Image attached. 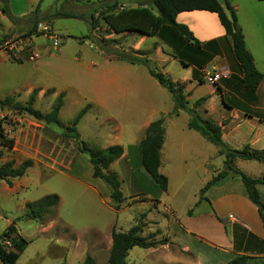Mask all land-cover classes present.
<instances>
[{
  "label": "crops",
  "instance_id": "0c3cea01",
  "mask_svg": "<svg viewBox=\"0 0 264 264\" xmlns=\"http://www.w3.org/2000/svg\"><path fill=\"white\" fill-rule=\"evenodd\" d=\"M218 1L223 5V0ZM225 1L235 11L236 18L239 15L240 5L244 1L249 6H254L250 0ZM255 2L262 3L256 0ZM9 13L12 18L8 19L9 24L6 23L5 16L0 18V28L7 33L0 37V43L8 49L13 48V45L33 29L29 18L32 14L13 13L11 10ZM175 21L187 27L199 42L198 49L205 55L201 56L202 59L207 60L205 62L211 59L206 67L215 65L220 60L227 66L230 77L217 85L218 87H212L200 80L197 66L189 64L186 67L188 76L175 79L173 82L183 85L189 104L200 98H207L199 111L204 118L221 126L222 141L229 148L238 150L248 144L252 149L264 150V74L258 69L254 56V51H259L262 45L261 31L241 30L246 50L252 56L256 70L263 75L257 90L250 93L242 84V71L233 55L231 39L224 33L215 14L204 11L183 12L176 16ZM237 24L240 27L238 18ZM50 27L52 28V25ZM52 30L56 35H60V31H54L53 28ZM19 36L20 38L16 39ZM28 37L39 55L32 62L33 68L44 70L46 64L44 59L41 60L42 54H48L50 51L47 46L44 50L39 48L38 40H46L35 31ZM153 39L160 43L156 53L160 54L158 58L162 61L161 64L166 65L171 60H176L173 55L163 52L165 48L170 52L173 51L168 40L164 41L160 35ZM63 47L65 46L62 45V50L57 55L64 58L58 65V69L60 72L64 70L75 76L74 105L80 110L89 106L77 123L78 134L88 146L95 147L93 129L90 127L88 129L90 135L83 136L79 128L80 124L84 121L90 123L89 116H91L95 122V131L98 132L101 126L107 127V137L104 139L108 141V144L98 149L113 145L122 147V156L109 166V171L116 173L119 178L114 167L121 162L127 165L128 196L123 194L125 198L123 205L118 210L114 209L109 188L101 180L93 178L91 166L83 156L84 154L77 157L80 160L77 166L69 168V175L58 170L54 175L63 177L64 181L66 178L71 180L77 186L73 192L71 190V195H75L78 198L76 200L79 201L80 197L84 198L86 203L72 205L69 202L70 194L54 192L52 195L58 197L57 205L45 215L29 219L25 216V205L39 199L28 200L22 197L17 201L14 198L29 188V170L20 179L12 180L11 186L0 181V192L16 201L13 207H3V213L8 212L14 220H25L20 225L12 218H7L1 232L2 234L8 226L12 225L17 236L27 242L15 264H82L87 255L96 264H107L112 247V230L124 233L138 222L143 225L142 237L148 238V241H163V244L147 249L133 247L127 254L125 264H228L237 256H245L251 262L264 264V229L256 207L249 201L239 177L229 175L201 193L200 201L194 204L195 208H202L201 211L187 208L178 211L171 203L172 198L168 197L170 190L168 174L160 171L164 163L165 137L160 151L159 172L167 178L166 192L157 189L138 165L136 150L138 144L144 139L147 127L157 120L158 115L165 112L162 108H155V105L149 102L148 90L152 88L157 90L162 87L149 76L147 69L141 65H131L115 60L97 50L96 57L80 52L74 56L70 54L64 56ZM15 50V59L21 61L16 63L28 61L20 47L17 46ZM133 52L138 51L134 48ZM3 56L0 55V58ZM146 59L150 64L159 67L155 57L147 56ZM262 61L264 63V58ZM181 65L185 67L184 64L181 63ZM143 68L148 74L147 78ZM159 72L165 75L163 70ZM30 89L37 91L38 100L47 90L52 91L54 100L63 93L62 109L65 107L67 93L65 88ZM216 154L219 158H224L218 154V149ZM238 160L240 159L233 161V166ZM208 161L209 159L203 163L207 165L204 168L207 178L203 181L205 183L202 184L203 188L223 168V162L218 167ZM257 164L261 167H258L254 174L249 172L247 176L253 179L263 177L264 163L257 162ZM256 189L264 202V185L258 184Z\"/></svg>",
  "mask_w": 264,
  "mask_h": 264
},
{
  "label": "rangeland",
  "instance_id": "374dc122",
  "mask_svg": "<svg viewBox=\"0 0 264 264\" xmlns=\"http://www.w3.org/2000/svg\"><path fill=\"white\" fill-rule=\"evenodd\" d=\"M115 1L116 0H8V4H10L8 9L11 10V12H26L32 14L29 16L32 21V27L38 23H47L50 26L52 25L54 31H60L59 37L61 39V44L57 51H50L45 55L42 54L43 57L41 56V60L44 59V64H46L44 70H35L33 68L34 64L30 61L21 64L16 63L21 61H17L13 57L12 51L9 52L7 50L6 55L0 58V100L6 97H12L14 101L25 104L29 94L33 90L30 88H65L67 90L65 107L60 111L59 118L63 123H67L68 125L71 124L76 115L80 112V109L74 105V99L76 98L73 92L75 76L64 70L60 72L58 69V65L64 59L62 56H57L62 50V45L65 46L63 47V52H65L63 54L64 56H68V54L74 56L80 52L81 54L96 57V50L98 52H102L101 49H103L131 53L135 48L138 51L137 53L142 54L145 58H147V56H151L152 58L155 57L156 61L159 62V67H155L153 64L150 65L157 71L163 70L165 73L164 76L172 82L175 79L187 77V69L181 65L178 59L171 60L166 65L161 64L162 61L158 58L160 54L156 53V49L160 43L158 44L155 39H146L138 33L115 35L106 28L100 15L108 12L110 6L114 5ZM121 1L124 2V7L140 6L149 3V0ZM138 1L141 2L138 3ZM250 1L254 6H249L244 1L240 5L237 18L239 19V25L242 31L256 30L261 31L263 34V36L260 37V41L262 42L261 48L259 51H254V56L258 69L264 74V63L262 61V58H264V3H257L255 0ZM61 14H69L73 17H65ZM248 17H250L251 22ZM6 23L9 24L7 18ZM90 23L94 24V30H90ZM6 34L7 33L0 28V37ZM21 36L23 37V35ZM83 37H86L85 40L79 43L78 39ZM161 37L166 41L164 36ZM19 38L20 36L16 39ZM38 41L39 45L38 43L37 45L39 48H42V50H44L45 46L50 45L43 39H39ZM180 43L181 41L176 38V43L173 48L177 51V55L180 54L177 58L187 56L185 58L193 59L197 55L196 51L192 53L189 47L187 49L185 48V42H183V44ZM0 46H4L3 43H0ZM13 47L17 48V43L13 45ZM15 48L14 51H16ZM163 52L167 55H174L166 48ZM202 56L205 55L202 54ZM193 60L197 63L204 62L202 57L197 58V56L196 59ZM210 60L204 63L203 68H210L213 66L206 67L209 65ZM215 66L227 68L220 60L215 63ZM145 68H143V73L145 77L146 75L148 77ZM197 76L199 77L198 73ZM229 77L227 79H229ZM227 79L221 80L217 85L222 84ZM217 85L216 87H218ZM159 89L156 90L152 88L148 91L150 92L149 102L155 105V108H162L165 110V112H163L164 114L158 115L157 119L163 118L165 122L164 137L166 146L163 150L164 163L160 171L163 174H168L167 178H169L170 182L168 197L172 198L171 203L178 211L187 208L199 212L202 208L197 209L194 207V204L200 201L201 190L203 188L202 184L207 178L204 173V168L207 165L203 163L207 162V159H209V163L220 167L224 158H219V156H217V148L214 145L202 138L196 131L187 128L189 120V115L187 113L180 111L179 116L172 115L175 110V104L172 101L171 95L163 87ZM52 95V91L47 90L42 98L39 100L36 98L33 107L42 113H47L54 102ZM199 113L203 115L200 111ZM89 119L90 123L84 121L80 124L79 128L81 134L83 136L90 135L88 129L91 127L94 132L93 142L95 144V147L92 148L98 149L108 144V141L104 139L107 137V127L101 126L97 132L95 131V122L91 116H89ZM0 121L5 136L13 140V147L11 149L0 148V165L11 162L13 168H17L25 161L32 162L31 167L27 169L29 170V188L14 196L17 201L22 197L28 200H37L52 195L54 192H63L70 194L69 202L72 205L75 203H86L84 198L80 197L79 201L76 200L78 198H76L75 195H71L75 187H77L71 180L66 178L64 181L63 177L54 175L57 173L56 170L65 172L69 175V168H74V166L78 165L80 160H78L77 157H79L81 153L78 152L77 143L70 139L63 138L61 135L62 131L54 125H44L26 114L15 115L13 112L6 109L0 110ZM76 127L78 128V126ZM80 140L85 143L83 138H80ZM83 156L88 162L87 156ZM233 167L247 175L250 173L254 174V172L258 170V167L261 166L257 164V162L238 160ZM114 169L116 170L115 172L119 174L121 191L127 197L129 189L127 165L121 162L115 166ZM137 170L143 171L141 168H137ZM35 173L40 175L35 176ZM15 204L16 201L12 200L11 197H6L0 192V234L4 229L5 219H11L13 217L8 212L3 213L2 208L13 207ZM14 221L22 225L25 220L15 219Z\"/></svg>",
  "mask_w": 264,
  "mask_h": 264
},
{
  "label": "trees",
  "instance_id": "16d2710c",
  "mask_svg": "<svg viewBox=\"0 0 264 264\" xmlns=\"http://www.w3.org/2000/svg\"><path fill=\"white\" fill-rule=\"evenodd\" d=\"M2 1L3 16L7 19H12L8 10V0ZM264 3V0H256ZM148 4H142L137 7H124V2L116 0L114 5L110 6L109 11L102 13L100 16L106 28L115 35L123 33H138L147 38H154L157 35L164 36L168 43L172 45V53L174 58L178 59L185 67L191 65L197 66L200 70L203 68L204 62H195L193 59L201 58L203 52L199 51L200 44L193 37L192 33L184 25L178 24L176 16L183 12L204 11L215 14L222 26L224 33L230 37L232 43V51L235 59L240 65L242 71V84L244 88L254 93L263 75L258 72L254 66L252 56L246 50L244 37L241 29L237 24L235 11L223 0V5L218 0H149ZM65 17H73L69 14H61ZM95 26L90 23V30H94ZM36 32V25L26 35L29 36L32 32ZM86 37L78 39L83 42ZM89 38V37H88ZM177 40L181 43H186L185 48H190L191 52H197L193 59L180 57L177 58V51L173 48ZM188 44H191L188 46ZM103 53L112 57L115 60L126 62L131 65H141L146 67L148 74L158 82V84L167 90L171 95L172 101L175 104V110L172 115L178 116L180 111L189 115L187 128L196 131L209 143L218 149V154L224 157L223 168L216 176L212 177L206 183L201 193H204L214 184L220 182L229 175L240 178L249 201L256 207L262 227L264 229V202L260 197L256 186L264 185V175L261 179H253L244 173L234 169L233 161L235 159L245 161H256L264 163V150L252 149L248 144L241 149L235 150L229 148L222 141V128L208 118H204L199 113V108L207 100L206 97L194 101L192 104L186 100L183 85L178 82H172L162 73L153 68L149 60L142 54L124 51H108L101 49ZM143 56V57H142ZM192 56V57H193ZM200 61V60H199ZM37 91L33 90L25 104L14 101L12 97H6L0 100V110H8L15 115L26 114L44 125H54L62 131L63 138L70 139L77 143L78 152L87 156L88 162L92 169L93 178L101 180L110 190V199L114 209L118 210L124 203V196L121 191V182L116 173L109 171V166L117 161L123 154L121 146L113 145L105 149L92 148L80 140L77 131V123L88 110L89 106L84 107L76 115L71 124H64L60 118V111L64 105V94H59L51 105L47 113L33 107L36 100ZM224 103V99H222ZM164 140V119L160 118L152 122L145 131L144 139L138 144L136 150L138 155V165L149 176L154 186L161 192H166L168 181L167 178L159 172L160 169V151ZM79 143L82 144L80 147ZM0 145L1 148L11 149L13 140L5 136L2 123L0 121ZM131 150V149H130ZM32 165L31 161H25L17 168H13L11 162L0 165V181H3L7 186H11L13 179H19L26 173L27 169ZM58 203L56 195L45 196L34 203L25 205V216L29 219H34L45 215L49 210L55 207ZM143 225L138 222L129 231L121 233L112 230V247L109 253L107 264H125V259L128 252L133 247L151 248L158 244H163V241L154 242L148 241V238L141 236ZM8 240L10 247L6 248L2 242ZM27 242L19 238L12 225L0 235V258L5 264H15L20 253L26 247ZM82 264H96L95 261L87 255ZM228 264H257L251 262L248 257L237 256Z\"/></svg>",
  "mask_w": 264,
  "mask_h": 264
},
{
  "label": "built area",
  "instance_id": "2783aa9c",
  "mask_svg": "<svg viewBox=\"0 0 264 264\" xmlns=\"http://www.w3.org/2000/svg\"><path fill=\"white\" fill-rule=\"evenodd\" d=\"M2 16H3L2 1L0 0V18ZM36 33L42 36L46 40V42L50 44L47 46L49 51H57L59 49V46L61 44V39L58 35L53 33V30L49 24L47 23L36 24ZM17 46L20 47L25 52L28 61L33 62L39 57L38 53L36 52L28 36L21 38V40L18 41ZM7 50L9 52L12 51L13 57L14 58L16 57V51H14V47L8 49L5 46H0V55H6ZM199 72H200V80H202L204 83L212 87H215L221 80L227 79L230 75V72L226 67H217L215 65H213L210 68H202L199 70ZM2 245L6 248L10 247V243L8 240L3 241Z\"/></svg>",
  "mask_w": 264,
  "mask_h": 264
},
{
  "label": "water",
  "instance_id": "95a60500",
  "mask_svg": "<svg viewBox=\"0 0 264 264\" xmlns=\"http://www.w3.org/2000/svg\"><path fill=\"white\" fill-rule=\"evenodd\" d=\"M79 145H80V147H82V144H81V143H79ZM0 264H5V263L1 260V258H0Z\"/></svg>",
  "mask_w": 264,
  "mask_h": 264
}]
</instances>
